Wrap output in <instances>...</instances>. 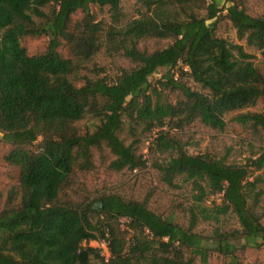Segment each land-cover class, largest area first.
Listing matches in <instances>:
<instances>
[{"label":"trees","instance_id":"16d2710c","mask_svg":"<svg viewBox=\"0 0 264 264\" xmlns=\"http://www.w3.org/2000/svg\"><path fill=\"white\" fill-rule=\"evenodd\" d=\"M137 3L127 18L122 0H0V131L12 146L6 159L19 171L0 209V264H209L214 252L224 257L214 264H242L240 249L264 246L257 174L264 151L246 164H229L208 152L189 153L172 133L192 123L223 131L224 116L237 113L236 122L264 136V112H242L264 104V16L250 14L245 0ZM92 5L108 8L111 21L98 20ZM209 20L230 21L263 66L243 44L218 36ZM42 36L49 38L46 49L30 54L24 40ZM150 39L171 42L142 49ZM104 49L133 66L114 79L95 66V76L79 75ZM159 68L167 71L153 83ZM87 117L98 123L81 131L78 122ZM126 119L144 134L161 129L155 150L170 154L155 163L163 182L174 186L183 176L198 202L221 195L222 203L193 206L185 227L152 209L148 197L86 190L82 178L97 171L94 149L110 150L112 171L147 167L136 146L120 137ZM229 213L239 228L195 231L199 219L219 223ZM103 238L108 261L91 245Z\"/></svg>","mask_w":264,"mask_h":264},{"label":"rangeland","instance_id":"374dc122","mask_svg":"<svg viewBox=\"0 0 264 264\" xmlns=\"http://www.w3.org/2000/svg\"><path fill=\"white\" fill-rule=\"evenodd\" d=\"M121 5L122 11L127 18L134 15L138 8L137 0H122ZM245 5L250 14L264 16V0H245ZM92 10L97 15L98 20L104 21L105 23L111 21L108 8H100L97 5H92ZM81 15V12H77L75 18H80ZM208 23L216 25L218 36L234 43L243 44L248 52L256 55L255 62L259 66H263L260 52L248 47L245 41L238 40L236 30L230 21H220L215 24V20H209ZM48 41L49 38L45 36L27 37L24 40V45L30 54H37L46 49ZM170 42V40L150 39L141 43L140 47L148 51H153L168 46ZM61 52L66 57H72L70 50L66 47H62ZM85 65L88 68H82L79 75L95 76L96 72L92 70L93 66H95L105 69L104 74L101 76L107 75L109 79H114L120 74L122 69L132 67L133 63L123 56L111 55L104 49L96 55L92 62L86 63ZM166 71L165 68H159L150 77V80L153 83L156 82L163 77ZM176 76H178L177 73ZM185 81H188V84L193 86V88L199 89V86L188 77H185ZM77 83L79 84V81ZM168 95L171 99L175 97L174 94ZM246 111L264 112V104L259 103L242 112ZM236 114L229 113L224 116L226 128L223 131H217L201 123H192L185 129L172 131V133H177V137L183 141L189 153L198 154L208 152L229 164H246L250 159L256 158L264 151V136L254 133L250 128L236 122L233 119ZM97 123L98 121L96 119L87 117L78 122V125L81 131H86L93 130ZM160 130L156 128L150 133L144 134L141 127H132L126 119L123 130L120 132V137L126 144L133 143L136 146L138 152L142 153L145 159H147V167L142 170L132 171L124 168L120 171H112L108 167L110 161L114 159V155H112L110 150L107 147H104L102 152L94 149L97 171L83 177V185L86 190L94 193L117 191L125 196L140 200L148 197V204L152 209L164 216H173L178 223L187 227L193 206L203 205L212 207L214 203L221 204L222 197L221 195H209L204 202H198L196 199L198 191L194 189L191 183L186 182L183 176H178L175 179L174 186H170L161 180L155 163L169 160L170 154L160 153L155 150L154 142ZM11 149L12 146L3 141V133L0 131V209L3 207L9 191L18 184L19 171L6 159ZM257 174L262 175L259 187L264 189V169L257 172ZM258 210L259 212L264 211V194ZM217 227L222 230H227L230 228H239L240 224L237 216L234 213H229L226 216H221L219 223L199 219L195 231L200 235H211ZM243 243H246L245 239L239 241V244ZM91 245L97 247L98 243L92 241ZM238 255L242 264H264V246L255 247L249 244L244 249H240ZM223 260L224 257L222 255L214 252L210 255L209 264L218 263Z\"/></svg>","mask_w":264,"mask_h":264},{"label":"built area","instance_id":"2783aa9c","mask_svg":"<svg viewBox=\"0 0 264 264\" xmlns=\"http://www.w3.org/2000/svg\"><path fill=\"white\" fill-rule=\"evenodd\" d=\"M92 242V241H91ZM98 243V248L100 251V254L105 258V260H109V258L111 257V252H110V248H109V243L107 241L106 238H103L99 241H95Z\"/></svg>","mask_w":264,"mask_h":264}]
</instances>
